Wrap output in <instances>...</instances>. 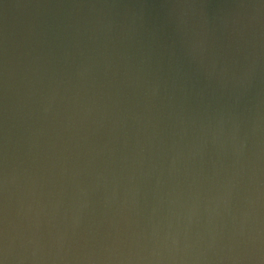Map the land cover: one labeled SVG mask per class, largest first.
I'll return each instance as SVG.
<instances>
[{
  "label": "water",
  "instance_id": "water-1",
  "mask_svg": "<svg viewBox=\"0 0 264 264\" xmlns=\"http://www.w3.org/2000/svg\"><path fill=\"white\" fill-rule=\"evenodd\" d=\"M2 264H264V0H0Z\"/></svg>",
  "mask_w": 264,
  "mask_h": 264
},
{
  "label": "snow or ice",
  "instance_id": "snow-or-ice-1",
  "mask_svg": "<svg viewBox=\"0 0 264 264\" xmlns=\"http://www.w3.org/2000/svg\"><path fill=\"white\" fill-rule=\"evenodd\" d=\"M0 264H2V262H0Z\"/></svg>",
  "mask_w": 264,
  "mask_h": 264
}]
</instances>
